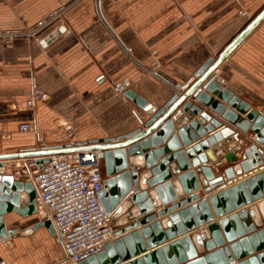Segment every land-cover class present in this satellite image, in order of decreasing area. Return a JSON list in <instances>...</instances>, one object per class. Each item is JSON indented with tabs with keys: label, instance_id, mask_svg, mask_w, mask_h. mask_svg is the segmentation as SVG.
I'll return each mask as SVG.
<instances>
[{
	"label": "crops",
	"instance_id": "1",
	"mask_svg": "<svg viewBox=\"0 0 264 264\" xmlns=\"http://www.w3.org/2000/svg\"><path fill=\"white\" fill-rule=\"evenodd\" d=\"M263 7L264 0H0V153L128 133L148 115L122 96L120 84L163 105ZM44 20L50 22L39 28ZM47 35L53 37L44 45L37 41ZM214 73L252 106L264 104V20ZM34 87L49 98L28 107ZM206 164L215 173L238 165ZM5 169L26 182L14 160ZM3 219L17 233L41 221L37 212ZM53 231L40 226L0 240V264H68Z\"/></svg>",
	"mask_w": 264,
	"mask_h": 264
},
{
	"label": "water",
	"instance_id": "2",
	"mask_svg": "<svg viewBox=\"0 0 264 264\" xmlns=\"http://www.w3.org/2000/svg\"><path fill=\"white\" fill-rule=\"evenodd\" d=\"M262 20L264 7L159 107L120 84L122 96L148 115L128 133L0 153V240L40 226L54 232L47 220L18 233L5 228L3 215L36 212L33 184L6 174L5 162L43 163L51 154L86 148L103 163L97 196L115 238L75 264H264V104L252 106L214 73ZM248 131L253 138L243 147L239 137ZM208 162L238 165L215 173Z\"/></svg>",
	"mask_w": 264,
	"mask_h": 264
},
{
	"label": "built area",
	"instance_id": "3",
	"mask_svg": "<svg viewBox=\"0 0 264 264\" xmlns=\"http://www.w3.org/2000/svg\"><path fill=\"white\" fill-rule=\"evenodd\" d=\"M44 21L39 28L47 23ZM52 37L47 35L37 41L47 42ZM117 90L122 91L119 87ZM48 98L45 91L34 87L27 93L25 104L32 107ZM28 128V124L20 126V130ZM239 143L242 144V139ZM59 145L75 147L78 143L67 137ZM14 161L15 175L33 184L36 212L54 227L65 249L66 263L75 264L96 254L106 242L115 238L110 217L103 211L97 196L105 178L97 150L82 148L59 152L49 155L43 163L35 158Z\"/></svg>",
	"mask_w": 264,
	"mask_h": 264
},
{
	"label": "rangeland",
	"instance_id": "4",
	"mask_svg": "<svg viewBox=\"0 0 264 264\" xmlns=\"http://www.w3.org/2000/svg\"><path fill=\"white\" fill-rule=\"evenodd\" d=\"M44 22H47L46 24H44L43 26L45 27V26H47L48 25V23L50 22L49 20H46V21H44ZM250 141H251V136L248 138V139H244V140H242V146L244 147L245 145H248L249 143H250ZM102 168H103V163H102ZM103 173H104V171H103ZM104 177H105V175H104Z\"/></svg>",
	"mask_w": 264,
	"mask_h": 264
},
{
	"label": "bare ground",
	"instance_id": "5",
	"mask_svg": "<svg viewBox=\"0 0 264 264\" xmlns=\"http://www.w3.org/2000/svg\"><path fill=\"white\" fill-rule=\"evenodd\" d=\"M49 37H51V36H49ZM239 139L241 140V138H239ZM206 196H207V195H206ZM206 196H205V197H206ZM41 221H43V220L41 219Z\"/></svg>",
	"mask_w": 264,
	"mask_h": 264
}]
</instances>
